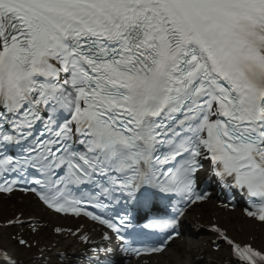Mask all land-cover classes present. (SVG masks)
Here are the masks:
<instances>
[{
	"label": "snow or ice",
	"instance_id": "obj_1",
	"mask_svg": "<svg viewBox=\"0 0 264 264\" xmlns=\"http://www.w3.org/2000/svg\"><path fill=\"white\" fill-rule=\"evenodd\" d=\"M202 173L264 224V0H0V196L31 193L102 226L99 245L71 232L91 246L87 264H116L113 240L139 264L183 239L181 218L211 196ZM173 198L170 218L145 225L162 240L124 239L135 210ZM3 226L31 227L22 213ZM212 230L239 261L264 264ZM51 251L36 264H70ZM0 264H18L3 245Z\"/></svg>",
	"mask_w": 264,
	"mask_h": 264
},
{
	"label": "bare ground",
	"instance_id": "obj_2",
	"mask_svg": "<svg viewBox=\"0 0 264 264\" xmlns=\"http://www.w3.org/2000/svg\"><path fill=\"white\" fill-rule=\"evenodd\" d=\"M224 205L221 201L215 203L213 200L195 206L192 212L188 213V223L199 228L200 232L195 235H185L177 245L170 246L157 261L150 260L146 264H240L232 257L231 246L224 241H217L220 243L219 251L212 248L213 240L219 236L218 233L207 229L208 227L212 229V225H219L237 242L251 243L253 247L264 252V224L246 218L241 208L230 209ZM17 213H22L27 223L38 230L33 233L31 227L3 226L4 221L13 218ZM30 219L43 224L32 225ZM58 227L65 231L60 234L55 233L53 229ZM77 228H81L93 244L101 241L100 228L86 221L51 214L30 195H13L7 198L0 196V245L8 249L18 264H36L35 256L42 248L49 246L52 247V251L48 254L49 258L58 251H64L71 257V264L76 259L72 253L83 255V251L91 247L71 235V232H75ZM15 236H23L29 243L35 241L36 246L28 249L18 248L12 243ZM106 243L112 245V242ZM143 263L145 264L140 260L139 264ZM131 264H137V261Z\"/></svg>",
	"mask_w": 264,
	"mask_h": 264
}]
</instances>
